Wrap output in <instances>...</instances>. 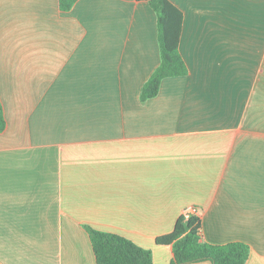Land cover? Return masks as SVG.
<instances>
[{
    "label": "crops",
    "instance_id": "0c3cea01",
    "mask_svg": "<svg viewBox=\"0 0 264 264\" xmlns=\"http://www.w3.org/2000/svg\"><path fill=\"white\" fill-rule=\"evenodd\" d=\"M170 1L189 73L143 102L148 1L0 0V264H97L85 225L170 264L187 212L264 264V0Z\"/></svg>",
    "mask_w": 264,
    "mask_h": 264
},
{
    "label": "trees",
    "instance_id": "16d2710c",
    "mask_svg": "<svg viewBox=\"0 0 264 264\" xmlns=\"http://www.w3.org/2000/svg\"><path fill=\"white\" fill-rule=\"evenodd\" d=\"M78 0H59L63 11H70ZM155 10L158 21V39L161 62L143 85L141 100L155 97L164 78L185 76L188 66L180 52V40L184 21L183 12L170 0H145ZM5 111L0 99V132L6 128ZM89 233L97 264H153L150 249L116 233L98 230L85 225ZM158 244L173 249L170 264H188L211 261L213 264H246L251 248L241 241L225 244L206 242L202 233V219L187 212L176 221L174 229L156 239Z\"/></svg>",
    "mask_w": 264,
    "mask_h": 264
}]
</instances>
